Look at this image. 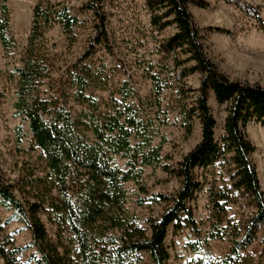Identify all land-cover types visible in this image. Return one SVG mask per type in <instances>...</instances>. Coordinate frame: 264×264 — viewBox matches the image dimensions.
Wrapping results in <instances>:
<instances>
[{"label":"trees","instance_id":"1","mask_svg":"<svg viewBox=\"0 0 264 264\" xmlns=\"http://www.w3.org/2000/svg\"><path fill=\"white\" fill-rule=\"evenodd\" d=\"M114 0H91L82 10L94 15L95 46L110 49L107 30L106 4ZM254 18L264 31V21L258 8L237 0H224ZM208 8L204 0H144L150 16V27L158 33L173 28L174 34L159 42V62L150 69L152 94L161 97L165 91H176L181 100L189 93L194 100L178 105L186 136H191L195 121L200 125L201 138L177 167L163 164V145L153 146L146 136L147 129L131 105L114 101L107 113H96L98 106L85 92L96 83H105L98 73L83 66L76 76L78 92L75 100L86 105L89 112L73 115L58 101L46 98L42 92L45 81L50 80L54 59L47 48L46 35L60 25L68 39H73L79 20L67 6L54 0H38L33 9V19L22 66L18 76L16 115L29 124L33 141L41 151L50 180L44 183L42 204H25L0 176V207L12 211L6 221H0V262L2 264H145L147 254L151 264H167L170 254L166 246L169 230L174 233L191 230L198 240L191 245L195 251L202 244L214 240L230 242L228 254L216 264H264V254L257 260L246 255L247 250L261 234L264 241V191L251 156L256 151L248 139L245 127L256 121L264 126V86L230 79L208 57L202 30L193 20L189 5ZM209 32L229 35L224 28H208ZM10 13L6 0L0 6V41L6 53L12 49ZM179 71V73H176ZM193 74L200 75L197 90L186 89L183 83ZM213 95L219 106H225L223 132L217 138L218 122L210 106ZM161 105V102H158ZM18 138L23 130L17 128ZM142 138L133 145L132 138ZM127 160L124 169L115 158ZM179 180L180 187L174 195L155 194L151 204H167L158 218H149L148 233L126 212L127 190L125 184L140 187L144 168L159 166ZM204 171L198 174L197 171ZM208 173L215 178L204 180ZM42 182V180L40 181ZM208 188L209 232L201 239L192 203L204 186ZM251 208L248 214L235 221L229 216L233 206ZM44 204V205H43ZM50 210L59 230H68L75 246L60 251L48 237L39 214ZM15 217H21L30 231L32 242L19 247L16 240L6 234V227ZM33 250L28 262L22 261L25 251ZM193 264H206L194 261Z\"/></svg>","mask_w":264,"mask_h":264},{"label":"rangeland","instance_id":"2","mask_svg":"<svg viewBox=\"0 0 264 264\" xmlns=\"http://www.w3.org/2000/svg\"><path fill=\"white\" fill-rule=\"evenodd\" d=\"M38 0H6L10 13V34L13 38L12 49L6 53L0 41V176L6 184L13 186L15 195L25 204H42L44 183L50 180L43 155L33 141L29 124L16 115L15 103L18 92V76L16 69L22 66V59L27 48L33 9ZM91 0H54L55 4L67 6L71 14L76 16L79 24L74 29L73 39H68L60 25L46 35L47 48L53 57V71L50 80L45 81L42 92L46 98L58 101L57 106L71 112L74 116L81 112H89L86 105L75 100L78 88L74 76L83 66L99 74L104 84L102 88L91 83L85 94L91 96L98 106L96 113H107L114 101L128 104L139 114L145 123L149 139L153 146L163 145V164L172 168L191 151L201 138V129L195 121L191 136H186L182 118L177 108L181 101L191 103L194 94L189 93L181 100L176 91H165L156 98L152 94V82L149 74L158 71L151 65L159 62L157 46L159 42L174 34L173 28L162 33L150 27V16L145 8L144 0H114L106 4L108 24L107 30L110 49L96 46L93 54L87 57L95 46L96 31L92 12L82 10ZM208 8L202 9L193 4L189 5L195 25L202 30L204 45L208 57L230 79L249 84L264 86V31L259 23L242 12L234 4L224 0H204ZM241 3L258 8L264 21V0H237ZM2 0H0V6ZM224 28L229 35L207 31L208 28ZM176 73H179L177 71ZM200 75L193 74L183 83L185 88L197 90L200 86ZM161 102V105L158 102ZM210 106L218 122L217 138L222 135L225 119V106H219L213 95ZM23 130V138H18L17 128ZM248 139L256 151L251 159L255 164L262 189L264 191V126L256 121L249 122L245 127ZM142 138H132V144H140ZM115 163L124 169L127 160L115 158ZM163 165L145 167L141 186L135 183L125 184L127 190L126 212L144 230L150 232L149 218H158L166 209L167 204H151L148 200L155 194L174 195L179 187V180L163 170ZM203 174L204 171H197ZM204 180L213 181L215 178L206 173ZM42 180V182H40ZM208 188L197 193L192 203L200 237L204 241L209 232ZM233 206L229 216L235 221L242 215L248 214L251 208ZM44 205V204H43ZM50 210L46 207L39 214L48 232L49 239L59 246L60 251L71 250L75 246L73 236L68 230H59ZM12 215L11 210L0 207V221H6ZM6 234L16 240L19 247L31 244L32 238L21 217H15L6 227ZM198 237L189 229L174 233L169 230L166 246L170 254L167 264H193L203 261L206 264H216L229 252L230 242L225 240L210 241L202 244L200 251H195L190 244ZM33 250L25 251L23 262H28ZM264 254V241L261 234L255 243L247 250L246 255L256 260ZM145 264H151L147 254H143ZM0 264H2L0 262ZM31 264H35L32 262Z\"/></svg>","mask_w":264,"mask_h":264}]
</instances>
